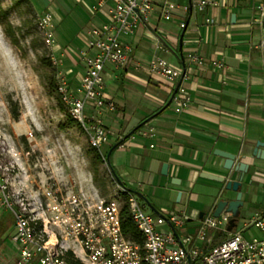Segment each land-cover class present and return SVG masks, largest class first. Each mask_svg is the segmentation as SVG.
Returning a JSON list of instances; mask_svg holds the SVG:
<instances>
[{
    "label": "crops",
    "instance_id": "0c3cea01",
    "mask_svg": "<svg viewBox=\"0 0 264 264\" xmlns=\"http://www.w3.org/2000/svg\"><path fill=\"white\" fill-rule=\"evenodd\" d=\"M212 1L217 5L207 7L203 13L192 9L185 16L187 27L181 31V43L178 25L165 24L155 7L147 26L141 24L133 34L121 38L133 50L128 64L115 67L109 63L103 72L104 94L114 104L113 110L106 109L102 114L105 129L114 134L104 146L106 151L140 126L112 149V168L123 184L132 188L142 185L146 192L142 196L156 210H172L169 214L185 217L187 224L175 230L179 237L197 228L201 220L198 214L204 212L201 210L211 214L221 199L224 185L199 176L201 172L228 176L222 168L223 159L213 154L215 149L242 156L240 161L249 165L241 186V209L252 196L249 185L259 181L253 165L258 164L264 172V159L251 156L256 141L264 142V53L260 48L264 33L256 12L261 0ZM31 2L41 9L38 15L53 16L55 36L59 27L72 28L76 35L102 25L116 0ZM206 18L213 23L206 26ZM173 21L177 22V17ZM190 52L202 58L204 65L192 63L187 58ZM155 56L180 68L182 80L171 83L150 75L146 65ZM217 61L224 63L222 69L214 66ZM82 73L81 64L80 77ZM178 83L188 97V106L179 112L175 110L177 100L185 95L178 92L164 108ZM149 130L151 137L146 135ZM163 164H167L166 175L161 174ZM231 176L236 178L235 173ZM173 178L179 183H172ZM195 187L203 195L198 207L190 205L198 197L193 193ZM234 196L228 192L226 197ZM161 229L168 231L166 226ZM223 236L219 232L218 237Z\"/></svg>",
    "mask_w": 264,
    "mask_h": 264
},
{
    "label": "built area",
    "instance_id": "2783aa9c",
    "mask_svg": "<svg viewBox=\"0 0 264 264\" xmlns=\"http://www.w3.org/2000/svg\"><path fill=\"white\" fill-rule=\"evenodd\" d=\"M215 5L212 0H185L182 4L176 0H116L107 11V20L83 33L84 48L77 53L83 65L77 95L69 90L61 72L57 74V92L70 117L85 130L92 148L101 154L114 135L102 121L103 112L114 109L104 94L103 72L106 64L121 67L130 61L132 47L121 38L133 34L141 24L147 26L155 7L163 21L177 17L181 32L187 27L185 16L190 10L203 13ZM256 12L264 33V0L257 4ZM212 23V19H205L206 26ZM37 24L45 45L53 46V16L38 15ZM260 48L264 53V38ZM187 58L204 65V60L194 53H188ZM214 66L222 69L224 63L217 61ZM146 69L167 82L182 80V70L159 56L153 57ZM177 92L185 95L184 87L179 85ZM187 106L185 95L177 100L175 110L179 112ZM146 135L153 136L152 131ZM25 178L24 168L15 170L14 166L0 164V206L8 208L14 218L10 240L17 252L13 264H264V210L253 213L239 230L235 229L237 225L227 229L232 218L229 212L218 217L205 214L194 237L190 233L179 237L175 230L186 224L183 215L145 212L134 194L125 191L128 215L143 238L140 246L121 230L122 203L94 198L57 182L32 190ZM163 226L168 231H163ZM251 227L260 236L245 238L242 231ZM217 231L224 236L213 243V233Z\"/></svg>",
    "mask_w": 264,
    "mask_h": 264
},
{
    "label": "rangeland",
    "instance_id": "374dc122",
    "mask_svg": "<svg viewBox=\"0 0 264 264\" xmlns=\"http://www.w3.org/2000/svg\"><path fill=\"white\" fill-rule=\"evenodd\" d=\"M32 3L0 0V10L5 13L0 18V164L7 168L14 166L15 170L24 168L25 180L32 190L57 182L94 198L125 203L127 194L114 182L105 162L108 150L103 147L101 154L97 151L99 157L96 156L85 130L72 120L57 92V74L61 72L69 90L77 95L82 64L77 50L84 47L83 33L75 35L72 28L59 27L54 45L47 47L37 24L41 9ZM173 20L163 22L178 25ZM257 165H253V173L259 181L249 185L252 196L236 220L237 230L253 213L264 210V172ZM124 185L133 192L146 194L142 185L135 188L126 182ZM193 193L198 197L190 205L198 207L203 195L197 187ZM133 194L148 212L142 198ZM227 194L224 190L223 196ZM170 211L158 212L168 215ZM13 221L11 211L0 206V264H13L16 256V247L10 240ZM196 229L189 232L192 237ZM215 233L219 235V231ZM242 234L248 239L260 236L252 227Z\"/></svg>",
    "mask_w": 264,
    "mask_h": 264
},
{
    "label": "water",
    "instance_id": "95a60500",
    "mask_svg": "<svg viewBox=\"0 0 264 264\" xmlns=\"http://www.w3.org/2000/svg\"><path fill=\"white\" fill-rule=\"evenodd\" d=\"M235 20V16L234 14L231 16V21L234 22ZM183 37V32H181L180 37H179V42L181 43ZM183 66V64H182ZM180 84L178 83L170 97V99L168 100V102L166 103V105L164 106L167 107L171 100L173 99L175 93L177 92L178 86ZM161 111V110H160ZM158 113V112H157ZM156 113V114H157ZM155 114V115H156ZM144 122H142L140 125H142ZM139 126L135 127L134 129L138 128ZM133 132L130 131L128 135H130ZM124 138L120 139L119 142H117L116 144H114L110 150L108 151L105 161L109 160V155L112 151V149L117 146L121 141H123ZM213 154L215 156H218L220 158L223 159V164H222V168L226 171L229 172V175H231L232 173L236 174V178L235 179H230L229 177H225V176H221V175H216V174H210V173H205V172H201L199 174V176L203 179L206 180H210V181H214L220 184H223V190L228 191V192H233L235 193V196L233 198H221L219 199L214 206L212 207V216L213 217H218L222 212H229L231 213L232 218L229 220L228 222V226L227 229L231 230L233 227H235V222L237 220V218L240 215V210L244 204L243 200H242V191H241V186H242V181H243V177L247 172V169L249 167V165L247 163H244L242 161H240V159L242 158V156H240L241 158H238L236 156V154L227 152V151H223V150H219V149H215L213 151ZM252 158H256V159H264V142L262 141H256L253 149H252V153H251ZM109 168V167H108ZM110 171V175L112 176L114 182L117 184V186L123 188V183L120 180V178L118 177V175L115 173V171L109 168ZM167 173V164H163L162 165V169H161V174L166 175ZM172 183H179L178 179L173 178ZM124 191H127L126 189H124ZM129 192L131 193H135L136 195L140 196L144 203L157 215L163 216L161 215L151 204L150 202L143 197L140 193L137 192H133L131 190H129ZM181 197V192L177 193V198L176 201L179 202ZM204 212H200L198 214V219H202L204 216Z\"/></svg>",
    "mask_w": 264,
    "mask_h": 264
},
{
    "label": "trees",
    "instance_id": "16d2710c",
    "mask_svg": "<svg viewBox=\"0 0 264 264\" xmlns=\"http://www.w3.org/2000/svg\"><path fill=\"white\" fill-rule=\"evenodd\" d=\"M4 16H5V13L3 12V11H1L0 10V18L1 17H3L4 18ZM9 28V27H8ZM6 29V32H7V34H10V36H11V31L9 30V29ZM10 32V33H9ZM13 42H15V40H12ZM73 120V119H72ZM140 128V126L138 127V128H136V129H134L133 130V132H135V131H137L138 129ZM132 132V133H133ZM131 135V134H130ZM130 135H127V136H125L124 137V140L128 137V136H130ZM119 142V141H118ZM123 141H121L118 145H120L121 143H122ZM117 143V142H116ZM115 143V144H116ZM114 145V144H113ZM112 145V146H113ZM117 145V146H118ZM111 146V147H112ZM117 146H115V147H117ZM114 147V148H115ZM92 150L94 151V153L96 154V156L97 157H99V153L94 149V148H92ZM108 153V152H107ZM105 158H106V156H105ZM106 162V161H105ZM107 163H108V167L110 168V169H112V167L110 166V164H109V162L107 161ZM123 188L124 189H126L127 191H129V189H127L126 187H125V185L123 184ZM126 193V192H125ZM126 201V200H125ZM120 224H121V230H122V232L124 233V235L129 239V240H131L132 242H134V243H136L137 245H142L143 244V238H142V236L140 235V233L138 232V230L136 229V227L134 226V224L131 222V220H130V217H129V215H128V208H127V204H126V202L124 203H122V206H121V211H120ZM221 239L217 236L215 239H214V241H213V243H217V242H219Z\"/></svg>",
    "mask_w": 264,
    "mask_h": 264
},
{
    "label": "flooded vegetation",
    "instance_id": "af4514ba",
    "mask_svg": "<svg viewBox=\"0 0 264 264\" xmlns=\"http://www.w3.org/2000/svg\"><path fill=\"white\" fill-rule=\"evenodd\" d=\"M223 192H224V190H222L221 192H220V195L222 196H220V198H227L226 196H223ZM240 216V215H239Z\"/></svg>",
    "mask_w": 264,
    "mask_h": 264
}]
</instances>
